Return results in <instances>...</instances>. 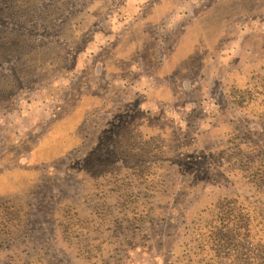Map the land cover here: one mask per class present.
I'll return each mask as SVG.
<instances>
[{
    "label": "rangeland",
    "instance_id": "rangeland-1",
    "mask_svg": "<svg viewBox=\"0 0 264 264\" xmlns=\"http://www.w3.org/2000/svg\"><path fill=\"white\" fill-rule=\"evenodd\" d=\"M0 264H264V0H0Z\"/></svg>",
    "mask_w": 264,
    "mask_h": 264
}]
</instances>
